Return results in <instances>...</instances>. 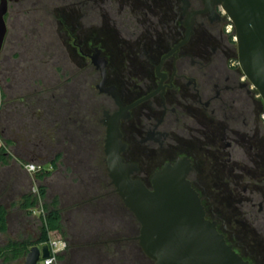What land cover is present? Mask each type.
Returning a JSON list of instances; mask_svg holds the SVG:
<instances>
[{
	"label": "flooded vegetation",
	"instance_id": "af4514ba",
	"mask_svg": "<svg viewBox=\"0 0 264 264\" xmlns=\"http://www.w3.org/2000/svg\"><path fill=\"white\" fill-rule=\"evenodd\" d=\"M5 21L2 201L32 192L29 163L59 189L122 200L106 154L108 123L121 113L132 178L153 189L158 171L186 159L218 229L236 222L264 233V101L214 0H9ZM138 235L130 264H154Z\"/></svg>",
	"mask_w": 264,
	"mask_h": 264
},
{
	"label": "water",
	"instance_id": "95a60500",
	"mask_svg": "<svg viewBox=\"0 0 264 264\" xmlns=\"http://www.w3.org/2000/svg\"><path fill=\"white\" fill-rule=\"evenodd\" d=\"M233 23L239 64L264 101V0H214ZM9 0H0V50L7 32ZM118 103L123 105L117 94ZM120 115L108 123L107 167L125 206L140 223L137 239L154 264H251L206 216L197 190L188 179L190 162L166 164L153 177V189L131 177L119 140ZM51 256L50 243L29 247L24 264H41Z\"/></svg>",
	"mask_w": 264,
	"mask_h": 264
},
{
	"label": "crops",
	"instance_id": "0c3cea01",
	"mask_svg": "<svg viewBox=\"0 0 264 264\" xmlns=\"http://www.w3.org/2000/svg\"><path fill=\"white\" fill-rule=\"evenodd\" d=\"M1 94L0 87V102ZM45 179L46 174L42 178L36 175L34 184L37 185L36 182H38L40 185H44L43 181ZM46 189L45 199L43 200L41 196L38 195L40 202L33 208L24 207L26 196L34 194L33 192L29 194L17 193L9 203L5 200L6 208L9 211L8 231L6 233H0V246H5L11 240L17 242L27 241L32 245L44 244V242H41L43 235L41 229L42 217L46 215L44 201L47 204H52L53 200L58 199V207L62 210V220L65 229L63 233L60 231H50L49 237L52 234H58L63 240L67 241L68 246L60 253V257H58L54 264H130L131 259L129 250L131 247H135V250H137L136 252H141L138 248V242L136 240L132 241V239L129 238L133 231L131 221H123L120 226L122 228H120L121 235H119L120 237L117 239H114L112 235L108 233L110 229L107 230L105 235L101 236L99 233V225L96 223L98 221L94 214H99L100 209L101 214L106 213L108 217L112 214L115 216V204L112 205V202L104 204V202L102 203L101 201L103 199L109 201L110 198L111 201L112 199L115 201L116 197L114 198L113 195L97 198L95 194L91 193L90 195L93 197L91 201H87L85 205L82 204V206H77L81 205V203L76 202L79 199L75 198H73L69 204H65L64 201L66 202L67 200L63 198V193H54V196L47 202V186ZM77 194H79L78 191H75L74 195ZM67 205H69L68 208ZM41 210H43L44 213L39 212ZM101 217L103 218L99 220L100 223H106V218L103 215ZM113 221L115 222V220ZM127 222L129 223L128 225H126ZM2 236H6L5 241H2ZM26 254L27 253L21 255L19 259L13 261V263L24 264ZM1 262L2 261H0V264Z\"/></svg>",
	"mask_w": 264,
	"mask_h": 264
},
{
	"label": "rangeland",
	"instance_id": "374dc122",
	"mask_svg": "<svg viewBox=\"0 0 264 264\" xmlns=\"http://www.w3.org/2000/svg\"><path fill=\"white\" fill-rule=\"evenodd\" d=\"M38 172L35 173V179H36V174ZM72 180V179H71ZM56 180L52 177H47L46 176V179L43 181V184L45 186H47L48 188V198H47V202H49V199L52 198L54 195V193H64L63 195V198L65 200H67L66 202L64 201L65 204H69L70 201L73 200V198L75 199H80L82 198L83 196V203H81V205H77V206H82L86 204V200L89 199V197H91V195H84V193L79 190H73V189H59V185L57 184L56 185ZM72 182H74L75 184L78 183V179L75 178L72 180ZM37 183V186L39 187L40 183L36 182ZM64 184V183H62ZM59 186V187H58ZM75 191H79L77 195H74ZM101 192V191H100ZM102 193V192H101ZM62 196V195H61ZM81 196V197H80ZM102 198V197H100ZM42 200V199H41ZM102 203L104 202V204L108 203L109 201L108 200H101ZM43 202V201H41ZM80 203V201H77ZM113 203L112 205L115 204V216L110 215L108 217V215H106V213L104 214H101V210L99 209L100 213L97 214L95 213L94 215H96V219L98 222H96L99 226H98V230H99V233L102 235H105L107 230L109 234H117L119 233L118 235H121V231H120V226L121 224L123 223V221H131V224H132V227H133V230L132 231V234H135L134 232H136V228H137V231L139 230V232H137L136 234H140V229L138 228V223L137 221L134 219L133 216H131L128 211H126L123 207H122V202L121 200L119 199H115V201H110V203ZM45 203V201H44ZM124 204V203H123ZM111 205V206H112ZM69 205H67V208H68ZM107 206H110V205H107ZM103 207V206H102ZM70 208V207H69ZM40 212V211H39ZM234 213L235 211H231L229 216L231 218H234ZM225 214L227 215V211H225ZM104 216L106 219H105V222L104 224H101L99 220H102L103 217L101 216ZM136 217V216H135ZM109 219V220H108ZM137 219V218H136ZM115 220V222L113 221ZM121 221V222H120ZM139 222V221H138ZM100 223V224H99ZM115 223V224H114ZM125 223V222H124ZM129 223L127 222L126 225H128ZM141 227V226H140ZM223 229L224 231L228 232V235L230 236V239L232 241H234L237 245V247L242 251V253H244L248 258H250L254 264H264V233H262L261 231H259L258 227L255 225L253 228L252 226L250 225H247L246 227L244 226H240L238 225L236 222H234L231 226H223ZM122 229V228H121ZM119 230V231H117ZM255 230V231H253ZM131 234V235H132ZM50 239L53 240V241H60V240H63V238H61L58 234H52L50 236ZM6 240V236H2V241H5ZM245 244V246H244ZM249 245L250 247L248 249H246V245ZM13 264H16V263H13Z\"/></svg>",
	"mask_w": 264,
	"mask_h": 264
},
{
	"label": "trees",
	"instance_id": "16d2710c",
	"mask_svg": "<svg viewBox=\"0 0 264 264\" xmlns=\"http://www.w3.org/2000/svg\"><path fill=\"white\" fill-rule=\"evenodd\" d=\"M37 177L42 178L45 176V173L43 171L38 172ZM39 191H40V196L44 200L46 196V186L45 185H40L39 186ZM100 197H105V195L102 196H97V198ZM1 198H5V194L0 195V233H6L8 231V215L9 211L6 208L5 201H2ZM116 199H119V196L116 194ZM24 203L25 208H33L36 207L40 200L38 195H28L26 196ZM122 201V200H121ZM122 207L128 211V213L134 217V219L138 223V228L140 229V223L136 219L135 215L123 204L122 202ZM44 208L46 215L45 217H42V238L41 242L47 243L50 241L49 233L50 231H60L64 232V224L62 220V210L58 207V199L53 200L52 204H47L46 202L44 203ZM219 230L221 232H224L227 236V240L229 243H234L235 248L242 254L244 258H248L242 251L237 247L236 243L230 239V236L228 235V232H225L222 225L219 226ZM134 231V230H133ZM139 232L137 231L134 232L135 234H132V236H137L136 234ZM32 244L24 241V242H17V241H9L5 246H0V261L1 264H12L13 261H17L21 255L24 253H27L29 250V247ZM142 251V250H141ZM60 257V253L57 255V259Z\"/></svg>",
	"mask_w": 264,
	"mask_h": 264
},
{
	"label": "built area",
	"instance_id": "2783aa9c",
	"mask_svg": "<svg viewBox=\"0 0 264 264\" xmlns=\"http://www.w3.org/2000/svg\"><path fill=\"white\" fill-rule=\"evenodd\" d=\"M227 31L229 33H232L235 31L234 25L231 21L227 25ZM26 168L31 173H36L40 170V166H38L34 163L27 164ZM32 192L34 194L40 195L39 187L37 185H35L32 189ZM40 212L44 213L43 210H41ZM49 243L51 246V256L48 259L42 260L41 264H54L57 261V255L59 253H61L64 249H66L68 246V243L66 240H60V241L55 240V241H53L50 239Z\"/></svg>",
	"mask_w": 264,
	"mask_h": 264
}]
</instances>
